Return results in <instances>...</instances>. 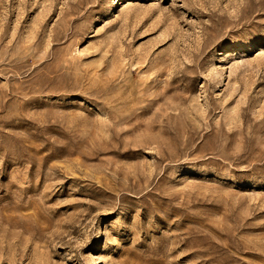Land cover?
I'll return each mask as SVG.
<instances>
[{"label":"rangeland","instance_id":"rangeland-1","mask_svg":"<svg viewBox=\"0 0 264 264\" xmlns=\"http://www.w3.org/2000/svg\"><path fill=\"white\" fill-rule=\"evenodd\" d=\"M0 264H264V0H0Z\"/></svg>","mask_w":264,"mask_h":264}]
</instances>
